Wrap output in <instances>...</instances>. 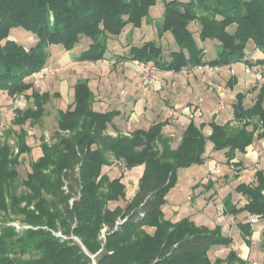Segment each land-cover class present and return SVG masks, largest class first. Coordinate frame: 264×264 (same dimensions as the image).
<instances>
[{
    "label": "trees",
    "instance_id": "trees-1",
    "mask_svg": "<svg viewBox=\"0 0 264 264\" xmlns=\"http://www.w3.org/2000/svg\"><path fill=\"white\" fill-rule=\"evenodd\" d=\"M157 3L0 0V90L11 95L30 90L33 83L26 78L46 66L52 45L67 51L81 46L75 55L79 62L106 59L114 39H120L126 28L127 51L116 55L118 60H137L175 73L206 64L264 66V0H163L160 17L152 13ZM194 24L199 25L197 32ZM145 26L156 27L159 40H136L132 32H142ZM14 28L27 30L37 42L27 48L11 38ZM210 43L213 56L208 58ZM250 44L263 56L248 58ZM166 45L171 48L167 54ZM234 82L237 79L231 77L229 83ZM256 90L250 104L246 92L237 93L233 117L224 123L215 117L210 122L191 118L173 147L172 136L163 131L167 120L129 134L119 129L115 135L109 133L108 126L120 111L95 110L89 80L80 78L74 85L73 105L58 112L54 141L42 138L41 156L21 179V156L31 151L24 125L37 124L52 97L48 91L32 90L28 96L33 105L17 109L12 121L20 129L5 130L0 141V264H248L222 225L197 224L188 217L174 222L166 218L163 207L178 170L204 164L209 142L214 151H224L239 178L246 167L237 160L238 154L264 139V85L256 84L249 92ZM206 126L211 128L209 135ZM113 159L127 169L144 165V171L127 205L112 209L111 201L126 197L124 171L115 178L103 171ZM235 191L246 202L239 205L229 195L224 214L246 212L264 221V168L256 169L253 181L238 183ZM238 226L250 244L254 223L247 218ZM59 231L63 236L56 234ZM215 246L230 249L225 257L212 259Z\"/></svg>",
    "mask_w": 264,
    "mask_h": 264
},
{
    "label": "rangeland",
    "instance_id": "rangeland-1",
    "mask_svg": "<svg viewBox=\"0 0 264 264\" xmlns=\"http://www.w3.org/2000/svg\"><path fill=\"white\" fill-rule=\"evenodd\" d=\"M163 8V0H158L152 13L154 16L160 17ZM198 27V24L192 26L194 32L198 31ZM144 28L142 32L135 30L132 32L136 40L140 41L144 39L143 37L157 39L156 27L145 26ZM128 31L130 29L126 28L120 39H114L115 42L112 43L106 59L96 62L75 60V55L82 49L81 46L67 51L62 45H52L50 47L51 55L43 68L45 71L43 77H35L33 73L26 78L27 82L33 83L30 90L15 95L9 94L6 90H0V141L4 140L5 130L20 129V126L14 125L12 121L17 109H25L33 105V99L28 96L32 90L36 89L41 93L48 91L52 95L45 104L44 117L35 125L29 123L24 125L28 131L27 143L31 146V151L21 156L22 161L18 168L21 179H24L31 170V163L41 156L42 138L44 137L48 142L54 141L53 135L58 130V112L73 105V88L80 78L89 80L96 95V109L102 111L122 110V115L115 117L112 122L115 128L129 134L132 130L148 127L155 121L167 120L169 124L164 127V131L167 135L172 136L173 147L178 145L181 135L192 117H195L198 122H209L215 117L220 123H224L233 117V104L236 102L238 92H246V103L250 104L259 89L254 92H249V90L256 84L264 85V72L262 78H258L255 71L254 74H247L244 70L239 72L240 67L245 63L237 66L236 63H233L230 66L217 67L213 70L196 68L189 71L184 69L175 73L161 71L152 64L141 63L137 60H118L116 57L127 51L124 35ZM11 38L16 39L27 48L37 42V37L23 28L12 29ZM167 39L168 42L171 41L169 35ZM167 39H163V44L167 42ZM169 45L165 46L166 54L171 50ZM206 46L209 58V56H213V45L210 43ZM249 54L251 57H261L253 44L248 46L247 55ZM231 77H235L237 82L230 84ZM54 93H59V95L53 96ZM112 124H109L107 131L117 134L118 131L114 130ZM208 129L205 128L206 131ZM263 140L256 141L254 151L259 156L254 161L247 163L248 170L244 172V182L251 179L256 169L264 168V148L261 144ZM206 152L207 157L214 160L212 166L211 160L209 165H192L180 168L177 182L167 195L163 212L167 219L174 222L187 217L197 224L210 227L221 222L225 226L227 234L240 240V232L236 227L237 222L250 219V216L246 214L233 216L224 214L222 211L224 201L229 195H232L234 201L239 205L245 203L246 199L235 191L238 181V178L235 177L237 170L231 166L232 163L226 162L223 152L213 150L211 142L208 143ZM211 153L212 155H210ZM113 161L115 164L113 172L112 168L106 167L107 170L110 169L111 175L117 176L125 171L124 176L127 175V177L123 178L126 185V197L120 198L118 201H111L109 207L112 209L116 206L125 207L127 205L130 194L137 190L139 179L142 176L137 175L140 173L141 165L127 169L121 161L116 159ZM214 170L216 171L214 172ZM253 223L255 233L249 245L252 246L250 248L252 253L249 256L248 264H264V221L258 220ZM103 228L101 238L105 241L106 235L102 236ZM147 230L153 232L154 228L148 226ZM226 253L225 248L219 247L213 249L210 255L212 259H215L216 255H227Z\"/></svg>",
    "mask_w": 264,
    "mask_h": 264
},
{
    "label": "crops",
    "instance_id": "crops-1",
    "mask_svg": "<svg viewBox=\"0 0 264 264\" xmlns=\"http://www.w3.org/2000/svg\"><path fill=\"white\" fill-rule=\"evenodd\" d=\"M258 52H259V54H261V56H263V53L259 50V49H256ZM258 54V53H257ZM248 56V58H256V57H251V55L249 54V55H247ZM260 57V56H259ZM258 57V58H259ZM239 64H244L243 62H238V63H236L235 65L237 66V65H239ZM244 70V65H242L241 67H240V69H239V72H242ZM168 72H171V71H168ZM90 84V83H89ZM91 86V85H90ZM73 96H74V88H73ZM95 93V92H94ZM96 96V95H95ZM94 109L95 110H97V111H99V112H107V111H102V110H98V109H96L95 108V102H94ZM112 110H114V109H112ZM116 110H119L120 111V114L119 115H117V116H120V115H122V110L121 109H116ZM108 111H111V110H108ZM212 114V113H211ZM117 116H115V117H117ZM193 116V115H192ZM191 116V117H192ZM193 118V117H192ZM195 118V117H194ZM214 118V117H213ZM212 118V119H213ZM211 119V120H212ZM191 120V119H190ZM190 120L188 121V123L190 122ZM216 121H218L217 119H216ZM114 122V121H113ZM210 122V121H209ZM219 122V121H218ZM220 123V122H219ZM151 125V124H150ZM187 126V125H186ZM149 127V126H148ZM148 127H139V128H148ZM113 128H114V130L115 131H117V128H115V125L113 126ZM205 128H209L208 129V131H206L205 129H204V131H205V133H206V135H209L210 133H211V128L209 127V126H206ZM163 131H164V129H163ZM111 133V132H110ZM117 133V132H116ZM164 133L166 134V132L164 131ZM112 134V133H111ZM113 135H115V134H113ZM255 145H256V143H254V144H252V145H250L249 147H248V149H247V151L245 152V153H239L238 154V156H237V160H242L243 162H244V166L246 167V169H244L242 172H240V174L241 175H239V178H238V181H237V183H236V185L238 184V183H240V182H244L245 180L243 179L244 178V172H246L247 170H248V167H247V163H250L251 161H254L256 158H257V156H259V155H257V153L254 151V147H255ZM219 152H223L224 153V151H219ZM210 155H212V153L210 154ZM206 156H207V152H206ZM225 156V155H224ZM212 159H210V158H208L207 157V160H206V162L204 163L205 165H209V161H211ZM214 162V160H212L211 162H210V164H211V166H212V163ZM114 166H115V164H112V165H110V166H104V168H103V171H104V173H107L111 178H115V177H119L120 175H117V176H113V175H111V171H109L111 168V170H112V172H113V169H114ZM110 168V169H108L107 170V168ZM140 168H141V170H140V173H138L137 175H142L143 174V171H144V165H141L140 166ZM125 172V171H124ZM122 173V172H121ZM124 177H127V175L126 176H124ZM254 180V175L251 177V179L250 180H247L246 182H251V181H253ZM123 182H124V179H123ZM135 192L136 191H133L131 194H130V197H129V199H131L132 198V196L135 194ZM242 196V195H241ZM243 197V196H242ZM244 198V197H243ZM245 202H246V200H245ZM223 207H224V204H223ZM223 210H224V208H223ZM222 210V211H223ZM242 214H246V215H248V213H246V212H243V213H241V214H239V215H242ZM239 215H237V216H239ZM245 215V216H246ZM241 221H243V220H241ZM240 222V220L237 222V225H236V227L238 228V230H239V232H240V240H238L237 238H235L234 236H232L231 234H229L232 238H233V244H232V247L234 248V249H236L237 250V252H238V254L240 255V257H242L243 259H246V260H249V256H251L250 254L252 253V251H250V248L252 247H250L249 245L250 244H248L247 242H245V240L242 238V235H241V231H240V228H239V226H238V223ZM217 224H219V225H222L223 223H221V222H218ZM216 223H215V225H217ZM223 226V230H224V232H226V229H225V226L224 225H222ZM255 228V227H254ZM255 233V232H254ZM253 237V236H252ZM236 239L238 240L237 242H236ZM219 247H223V248H225V251L228 253V251H229V249L230 248H228V247H224V246H218V247H213L211 250H210V252L213 250V249H215V248H219ZM226 253V254H227ZM217 257H225L226 255H220V254H218V255H216Z\"/></svg>",
    "mask_w": 264,
    "mask_h": 264
},
{
    "label": "built area",
    "instance_id": "built-area-1",
    "mask_svg": "<svg viewBox=\"0 0 264 264\" xmlns=\"http://www.w3.org/2000/svg\"><path fill=\"white\" fill-rule=\"evenodd\" d=\"M196 68L197 69H201V70H206V69L213 70V69H216L217 67H213V66H210V65L206 64V65H199V66H197L195 68L190 69L189 71H192L193 69H196ZM254 68H255V70H254ZM244 71L247 74H254V71H255L256 72L255 75L258 78H262V73L264 72V66H262V65L251 66V65L245 64L244 65ZM44 73H45V71L43 69H41L40 71L35 72L33 75H35V77H39L40 78V77H43ZM261 144H262V147L264 148V140L262 141ZM215 171L216 170H214V172ZM249 220H251L252 222H255V221H258V218L256 216H254V215H251ZM118 222H120V221H118ZM14 223H15L16 227L21 228L20 224H16L17 222H14ZM106 231H107V226H105L103 228L102 236L106 235ZM56 234L58 236H63L62 232H60V231L57 232Z\"/></svg>",
    "mask_w": 264,
    "mask_h": 264
}]
</instances>
